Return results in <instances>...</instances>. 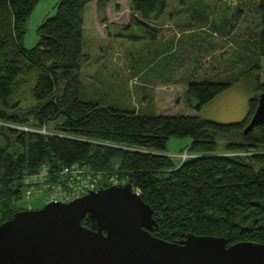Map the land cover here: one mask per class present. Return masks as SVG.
<instances>
[{"label":"trees","instance_id":"1","mask_svg":"<svg viewBox=\"0 0 264 264\" xmlns=\"http://www.w3.org/2000/svg\"><path fill=\"white\" fill-rule=\"evenodd\" d=\"M39 1L0 0V223L23 210L15 207L12 198L21 192L24 173L44 163L79 162L118 172L121 179L139 188L154 210L153 234L159 238L175 241L193 233L222 236L229 244L264 243V124L245 133L264 92L259 60L264 58V0H259V32L252 39L258 61L247 69L250 110L243 120L232 123L198 114L140 113L83 99L86 7L95 0H59L55 14L37 28V44L27 48L26 22ZM96 1L105 10L114 0ZM168 5V0H130L131 22L123 26H142L144 34L133 37L157 43L149 59L140 56L142 66L133 67V75L146 68L145 76L167 57H173L166 59L167 67L175 70L188 44L195 45L190 55L196 49L199 57L202 49L194 39L207 40L205 34L192 32L157 42L160 28L153 22L166 16ZM213 25L210 34L229 36L227 31L211 29ZM184 26L194 23L187 20ZM186 36L193 42L184 40ZM232 85L231 81L191 80L187 95L197 99L193 108L200 111ZM172 137H191L187 150L194 156L176 162L164 154ZM82 223L97 228L91 213Z\"/></svg>","mask_w":264,"mask_h":264},{"label":"rangeland","instance_id":"2","mask_svg":"<svg viewBox=\"0 0 264 264\" xmlns=\"http://www.w3.org/2000/svg\"><path fill=\"white\" fill-rule=\"evenodd\" d=\"M168 1L165 18L170 17L172 22L163 26L160 40L172 36L181 38L196 32L205 34L208 39L196 37L194 43L202 42L206 50H209L204 55L198 52L197 57L195 49L194 54L188 56L189 51L195 47L194 44H188L184 49L183 66H180L178 60L175 70L172 66L167 67V61L173 58L167 57V61L163 59L140 79L131 74L129 52L136 51L138 56L149 59L157 47L156 41L133 37L144 34L145 28L142 26H135V29L123 26L131 22L130 0H114L105 10H101L97 1H94L86 7L83 50L88 60L82 69V82L86 91L82 98L140 113L198 114L221 123L243 120L249 113V101L252 97L248 86L250 73L247 74V69L258 61V49L252 44V39L260 25L259 0ZM58 2L59 0L39 1L26 22L25 47L31 48L37 44V28L47 17L55 14ZM187 20H191L194 26H184ZM212 22L214 25L211 29L227 31L229 36L215 31L210 34L208 29ZM184 40L193 42L187 36ZM259 60L262 63L264 81V58ZM205 79L231 81L233 85L197 111L193 108L197 99L187 95V90L184 99L185 91L174 86L173 82L181 81L179 84H182L183 81V86L188 87L191 80ZM141 81L148 84H141ZM156 90L160 91L161 97L157 98ZM144 93L147 94L146 99L143 98ZM177 99L183 101L175 103ZM191 141V137H172L164 154L179 162V156L188 151ZM12 202L16 208L39 209L47 203V198L40 192L27 197L21 190L13 196Z\"/></svg>","mask_w":264,"mask_h":264},{"label":"water","instance_id":"3","mask_svg":"<svg viewBox=\"0 0 264 264\" xmlns=\"http://www.w3.org/2000/svg\"><path fill=\"white\" fill-rule=\"evenodd\" d=\"M264 124V92L245 133ZM97 228L82 223L89 214ZM153 208L132 183L101 187L70 202L17 211L0 223V264H264V243L222 236L153 234Z\"/></svg>","mask_w":264,"mask_h":264},{"label":"built area","instance_id":"4","mask_svg":"<svg viewBox=\"0 0 264 264\" xmlns=\"http://www.w3.org/2000/svg\"><path fill=\"white\" fill-rule=\"evenodd\" d=\"M10 125L31 131L47 132L45 128L36 129L15 124ZM248 153L232 152L230 155ZM193 156L190 152L185 151L179 156V159L185 161ZM126 183L127 181L121 179L118 172L97 169L88 164L74 162L62 166H52L44 163L36 171L23 174L21 190L27 197L40 192L47 198V202L67 203L101 187ZM134 190L138 194L141 193V190L135 186Z\"/></svg>","mask_w":264,"mask_h":264},{"label":"crops","instance_id":"5","mask_svg":"<svg viewBox=\"0 0 264 264\" xmlns=\"http://www.w3.org/2000/svg\"><path fill=\"white\" fill-rule=\"evenodd\" d=\"M96 1V0H95ZM94 2V1H93ZM93 2H91V3H93ZM167 22H172L171 21V18L169 17L168 19L167 18H165V17H162V18H160V19H158V20H154V22H153V24L154 25H157V26H159V28H160V33H159V39H158V41L157 42H159V44H160V42H161V44L165 41V39H163V40H160V34L164 31L162 28H163V26L167 23ZM115 25H117V26H120L119 24H115ZM202 40H203V37H200ZM168 39V38H167ZM202 42H197V45H196V47L197 48H201L202 49V51H199L200 52V54L201 55H203L205 52H206V47H205V45H202L201 44ZM153 53H155V49H154V52ZM190 55V52L188 53V56ZM129 56H130V59H129V63L128 64H130L132 67H130L131 68V74H134L133 72L134 71H136V69H133V67H139V66H142V63H139V62H141V59H140V56H138L137 55V52L136 51H130L129 52ZM221 57H223V56H221ZM142 58V57H141ZM224 58V57H223ZM179 63H180V66H183V61H182V59L180 58L179 59ZM196 65H198L197 63H196ZM129 66V65H128ZM151 67V66H150ZM147 72V69L146 68H142V69H140V71H139V73L138 74H135L136 76H138L140 79H141V76L143 75V74H145ZM181 81H179V83H180ZM188 82V81H187ZM156 84H158L157 82H155ZM173 83H175V85L174 86H178L179 88H183V90L185 91V94H184V99H185V97H186V90H187V87L186 86H183L184 85V83H183V81H182V84H179V83H176V82H173ZM189 83V82H188ZM141 84H148V83H145V82H142L141 81ZM159 85V84H158ZM172 85V86H173ZM181 86V87H180ZM144 87V86H143ZM158 88V87H157ZM144 89H146V88H144ZM155 93H158L157 95V98L160 96L161 97V94H160V91H157L156 90V92ZM146 97H147V94L146 93H144L143 94V98H145L146 99ZM183 100H179V99H177L176 101H175V103H181Z\"/></svg>","mask_w":264,"mask_h":264}]
</instances>
